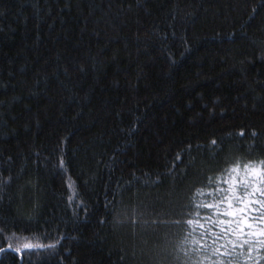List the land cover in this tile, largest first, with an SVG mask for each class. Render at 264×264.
<instances>
[{
	"label": "trees",
	"instance_id": "obj_1",
	"mask_svg": "<svg viewBox=\"0 0 264 264\" xmlns=\"http://www.w3.org/2000/svg\"><path fill=\"white\" fill-rule=\"evenodd\" d=\"M261 159L264 0H0V264H264L186 222Z\"/></svg>",
	"mask_w": 264,
	"mask_h": 264
},
{
	"label": "snow or ice",
	"instance_id": "obj_2",
	"mask_svg": "<svg viewBox=\"0 0 264 264\" xmlns=\"http://www.w3.org/2000/svg\"><path fill=\"white\" fill-rule=\"evenodd\" d=\"M219 183L226 185V187L218 186L210 192V194H216L213 202L197 205L198 208L203 207L213 210L211 216L204 217L208 227L192 219H188L186 221L187 224L198 225L203 230L205 236L211 235L213 237V244L224 239L232 244L233 248L236 247V240L228 239L229 235L237 238L248 237L249 239L242 241L241 246L243 244H250L251 237H264V226L256 227L255 223L249 221L252 212H259L260 215L252 217V220L259 221L261 225H264V211H261L264 210V159L258 162L249 161L244 163L242 168L239 163L232 165L227 170V178L219 181ZM257 194L260 197L259 199L256 198ZM253 204L259 205V208H253ZM222 205H226V207H222ZM213 216L216 218L213 219ZM221 216L234 217V219H220L219 217ZM213 227L218 229V231H213ZM245 228L248 231H245ZM258 244L264 245V239L259 240ZM201 246L206 248L207 244ZM23 247L42 246L25 243ZM16 250L19 251L20 249L17 248ZM213 251L219 252V247L214 248Z\"/></svg>",
	"mask_w": 264,
	"mask_h": 264
}]
</instances>
